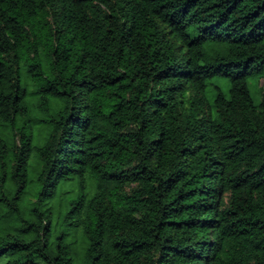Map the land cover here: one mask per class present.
<instances>
[{
  "label": "trees",
  "instance_id": "obj_1",
  "mask_svg": "<svg viewBox=\"0 0 264 264\" xmlns=\"http://www.w3.org/2000/svg\"><path fill=\"white\" fill-rule=\"evenodd\" d=\"M264 0H0V264H264Z\"/></svg>",
  "mask_w": 264,
  "mask_h": 264
},
{
  "label": "rangeland",
  "instance_id": "obj_2",
  "mask_svg": "<svg viewBox=\"0 0 264 264\" xmlns=\"http://www.w3.org/2000/svg\"><path fill=\"white\" fill-rule=\"evenodd\" d=\"M248 84H249L251 96L256 102H258L260 100L261 90L264 89L263 80L262 79L257 80L255 77L253 78L249 77Z\"/></svg>",
  "mask_w": 264,
  "mask_h": 264
}]
</instances>
